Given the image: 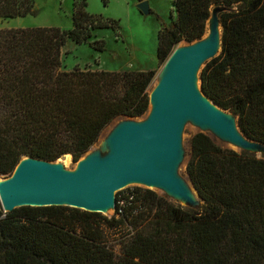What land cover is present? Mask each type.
Instances as JSON below:
<instances>
[{"label": "trees", "instance_id": "obj_1", "mask_svg": "<svg viewBox=\"0 0 264 264\" xmlns=\"http://www.w3.org/2000/svg\"><path fill=\"white\" fill-rule=\"evenodd\" d=\"M74 0L72 29H0V176L24 157L78 162L117 117L148 113L155 70H64L70 40L97 51L98 29L119 30ZM214 7L222 27L220 53L206 62L202 93L237 118L241 133L264 145V0H173L172 21L157 35L158 65L181 41L206 34ZM32 0H0V19L34 14ZM173 14L175 15L173 17ZM186 173L202 206L174 205L153 190L116 194L115 215L67 206L0 209V264H264V157L216 144L199 132L190 140ZM128 226L119 254L105 229Z\"/></svg>", "mask_w": 264, "mask_h": 264}, {"label": "water", "instance_id": "obj_2", "mask_svg": "<svg viewBox=\"0 0 264 264\" xmlns=\"http://www.w3.org/2000/svg\"><path fill=\"white\" fill-rule=\"evenodd\" d=\"M137 8L143 14L150 12L147 2H140ZM224 11L226 8L221 7L211 11L204 39L172 52L149 94L147 118L140 123H121L107 140L106 156L87 155L73 172L56 162L24 157L11 177H0L4 212L21 207L67 206L106 215L115 209L116 193L131 184L159 189L186 205L192 204L194 200L178 173L183 158L182 131L189 121L210 132L213 140L219 139L222 143L216 144L222 147L251 153L264 148L248 140L236 117L197 88L202 68L221 51L219 14ZM190 184L201 201L191 180Z\"/></svg>", "mask_w": 264, "mask_h": 264}, {"label": "rangeland", "instance_id": "obj_3", "mask_svg": "<svg viewBox=\"0 0 264 264\" xmlns=\"http://www.w3.org/2000/svg\"><path fill=\"white\" fill-rule=\"evenodd\" d=\"M32 1L34 2V14H29L23 18L6 20L0 19V29H26L38 27H57L62 30L72 29L74 0ZM142 1L148 3L150 10L148 14L141 13L137 8L138 4ZM86 3L87 13L94 15L103 21H117L120 29L113 30L112 28H107L98 29L93 32L90 42L93 43L96 40H103L105 42L104 51L95 50L89 43L78 45L69 40L63 51V69L71 70L74 67H80L82 69L88 68L93 70L101 69L108 71L155 70L156 74L153 83L149 88L150 94L160 80L166 64L164 63L162 65H158L157 35L163 25H169L172 21L173 0H86ZM174 16L175 15L173 14V17ZM206 35L207 32L202 39H204ZM196 42L197 41L188 43L186 41H181L174 47L172 52L180 47H186ZM197 88L201 91L199 77L197 80ZM149 113L150 107L148 113L142 118L133 119L125 116L117 117L108 127L104 129L98 142L92 146V148L81 159L91 154H96L101 157L106 156L109 153L107 140L115 129L125 121H132L136 123L143 122ZM199 132H203L211 136L210 132L199 128L190 121L184 125L182 131L181 140L183 158L178 172L180 177L186 179L187 182H190L186 173V166L191 157L190 140L193 135ZM214 141L216 143H222L217 138H215ZM253 152L258 157H264V148ZM56 163L61 164L65 170L73 172L76 170L78 162H73L72 157L67 160L63 156L58 159ZM136 187L148 189L142 185L131 184L123 190ZM151 190H153L160 197H167L169 202L174 205H181L185 208L198 209L203 204L202 201L198 200H194V203L189 205H186L185 203L182 204L178 200L169 197L162 190ZM0 209L4 211L1 203ZM114 215L115 209H111L106 215L104 214V216L109 218ZM105 232L109 244L113 250L119 254L123 241L130 236L129 232H131V228L125 226L120 229H105Z\"/></svg>", "mask_w": 264, "mask_h": 264}, {"label": "bare ground", "instance_id": "obj_4", "mask_svg": "<svg viewBox=\"0 0 264 264\" xmlns=\"http://www.w3.org/2000/svg\"><path fill=\"white\" fill-rule=\"evenodd\" d=\"M65 159L69 160L70 159V156H65ZM181 167V164L178 166V170L179 168ZM179 173V172H178ZM181 180L182 182L184 183V185L186 186V188L188 189V192L190 194V197L193 199V200H197V195H196V192L195 190L192 188V185L190 184V182H187L186 179L182 178L181 177ZM176 200V199H175ZM180 203H184L183 201L179 200ZM108 212H106L107 214Z\"/></svg>", "mask_w": 264, "mask_h": 264}]
</instances>
